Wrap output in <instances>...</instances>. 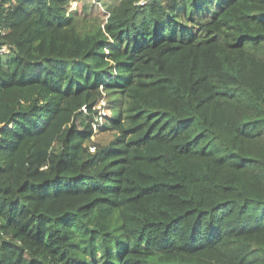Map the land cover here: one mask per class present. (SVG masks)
<instances>
[{
    "label": "trees",
    "instance_id": "obj_1",
    "mask_svg": "<svg viewBox=\"0 0 264 264\" xmlns=\"http://www.w3.org/2000/svg\"><path fill=\"white\" fill-rule=\"evenodd\" d=\"M70 4L0 0V264H264V0Z\"/></svg>",
    "mask_w": 264,
    "mask_h": 264
},
{
    "label": "rangeland",
    "instance_id": "obj_2",
    "mask_svg": "<svg viewBox=\"0 0 264 264\" xmlns=\"http://www.w3.org/2000/svg\"><path fill=\"white\" fill-rule=\"evenodd\" d=\"M116 0H76L77 5L72 3L70 9H78L80 10L82 14H85L86 16H97L99 18H104V12H106V9L109 5L113 4ZM83 8H85L83 10ZM83 10V11H82ZM2 53V52H1ZM108 112H109V108ZM109 114V113H108ZM84 124V121L80 119L78 121V126L81 127ZM99 139L103 142H106L110 139V136L108 135H100L99 137H95L94 139ZM77 200V199H76ZM66 203L55 205V204H43L41 208L49 210L51 212H57L64 208H72V205H65Z\"/></svg>",
    "mask_w": 264,
    "mask_h": 264
},
{
    "label": "built area",
    "instance_id": "obj_3",
    "mask_svg": "<svg viewBox=\"0 0 264 264\" xmlns=\"http://www.w3.org/2000/svg\"><path fill=\"white\" fill-rule=\"evenodd\" d=\"M72 3H73V4L75 5V7H76V5H77L76 0H71V4H72ZM71 4H70V7H71ZM73 9H74V8H73ZM0 33H1V30H0ZM4 51H6V48H5L4 46L0 47V52H4ZM107 108H108V106H107L106 100H105L104 98L101 99V100L95 105L94 109L97 111V117H96L95 122H94L93 125H92L93 130H95L98 126H100V125L103 123L105 117L108 115V109H107ZM81 111H82L83 113H86V112H87L86 107H85V106H82V107H81ZM93 150H94L93 147H91V148H90V151H93Z\"/></svg>",
    "mask_w": 264,
    "mask_h": 264
},
{
    "label": "clouds",
    "instance_id": "obj_4",
    "mask_svg": "<svg viewBox=\"0 0 264 264\" xmlns=\"http://www.w3.org/2000/svg\"><path fill=\"white\" fill-rule=\"evenodd\" d=\"M109 113V112H108Z\"/></svg>",
    "mask_w": 264,
    "mask_h": 264
}]
</instances>
